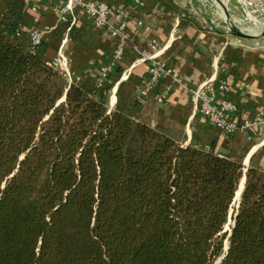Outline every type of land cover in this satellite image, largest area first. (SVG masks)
I'll use <instances>...</instances> for the list:
<instances>
[{
  "label": "trees",
  "instance_id": "16d2710c",
  "mask_svg": "<svg viewBox=\"0 0 264 264\" xmlns=\"http://www.w3.org/2000/svg\"><path fill=\"white\" fill-rule=\"evenodd\" d=\"M24 9L0 17V264H264V170L108 112L19 41Z\"/></svg>",
  "mask_w": 264,
  "mask_h": 264
},
{
  "label": "crops",
  "instance_id": "0c3cea01",
  "mask_svg": "<svg viewBox=\"0 0 264 264\" xmlns=\"http://www.w3.org/2000/svg\"><path fill=\"white\" fill-rule=\"evenodd\" d=\"M8 1L0 0V17ZM15 1L25 2L19 41L28 46L30 32H39L45 62L86 91L102 80L108 88V112L119 111L160 133H180L183 146L213 148L245 168L264 170V131L249 141L242 133H222L198 113L189 93L212 81L216 102L234 106L227 119L252 120L264 113L262 30L250 32L254 38L246 40L228 32L234 24L245 27L242 2L255 0H92L126 13L128 39L118 59H114L117 38L93 25L82 11H74L72 35L59 31L54 0ZM110 22L113 27L119 24L115 19ZM147 55L170 70L148 93L143 90L149 73ZM220 82L225 91L217 88Z\"/></svg>",
  "mask_w": 264,
  "mask_h": 264
},
{
  "label": "built area",
  "instance_id": "2783aa9c",
  "mask_svg": "<svg viewBox=\"0 0 264 264\" xmlns=\"http://www.w3.org/2000/svg\"><path fill=\"white\" fill-rule=\"evenodd\" d=\"M243 7L246 16L254 20V27L264 29V0H255L254 2H245ZM80 10L85 14L96 27H102L111 31L112 36L118 40L114 51V59H118L128 39L125 31L126 13L113 5L92 0H54L53 11L56 14L58 24H66V32H69L75 23L74 11ZM119 22L118 26L113 27L111 20ZM30 46L40 43V33L30 32ZM149 63V73L143 82V90L148 93L157 87L160 80L170 74L164 64L153 55H147ZM103 86L102 80L98 81L96 89ZM219 90L225 91L226 86L220 82L217 86ZM190 99L196 106L198 113L209 119L213 125L222 133L228 135L233 133H242L246 139L252 140L255 135H261L264 131V113L256 115L252 120H229L227 114L234 110V106L225 100L216 102L215 85L212 81H207L195 90H190ZM163 98V97H162Z\"/></svg>",
  "mask_w": 264,
  "mask_h": 264
},
{
  "label": "rangeland",
  "instance_id": "374dc122",
  "mask_svg": "<svg viewBox=\"0 0 264 264\" xmlns=\"http://www.w3.org/2000/svg\"><path fill=\"white\" fill-rule=\"evenodd\" d=\"M245 27H247V29H250V30H253V29H256V27H254V20L253 19H249V17L246 16V21H245ZM264 26V25H263ZM234 27L237 29V27H243V26H238V25H235L234 24ZM259 28V27H258ZM261 30V29H260ZM256 32H259V29L258 31H253L252 33H256ZM261 32V31H260ZM247 33H250V32H247ZM264 42V37L261 38L260 42ZM236 207V203L235 204H232L231 208H230V212H229V218H228V221L226 223V225L224 226L223 228V232L225 233H229L230 231V227L232 225V222H231V213L233 211V208ZM227 247V240L225 239L224 242H223V251L225 252V249ZM221 259V257L219 259H217V261L214 263V264H217L219 262V260Z\"/></svg>",
  "mask_w": 264,
  "mask_h": 264
},
{
  "label": "water",
  "instance_id": "95a60500",
  "mask_svg": "<svg viewBox=\"0 0 264 264\" xmlns=\"http://www.w3.org/2000/svg\"><path fill=\"white\" fill-rule=\"evenodd\" d=\"M228 32H229L230 36H232L234 38H238V39H245L246 40V39L254 38L253 36H251L249 34L248 35H243V34L237 33L233 29H231L230 27L228 28ZM260 35L264 36V29L260 32ZM241 183H242V188L239 190V186H238V188H237L238 195L236 196V193H237V191H236L235 194H234L233 201H232V204L236 203V207H238V205H239L240 195H241V192H242V189H243V184H244V178L240 181L239 185ZM226 250H227V247L225 249V252H226ZM222 258L223 257H221V259ZM220 260H219V262L217 264L220 263Z\"/></svg>",
  "mask_w": 264,
  "mask_h": 264
},
{
  "label": "bare ground",
  "instance_id": "6f19581e",
  "mask_svg": "<svg viewBox=\"0 0 264 264\" xmlns=\"http://www.w3.org/2000/svg\"><path fill=\"white\" fill-rule=\"evenodd\" d=\"M233 27V26H232ZM234 31L243 35H248L249 33L247 32H253V31H258V28L250 30L247 29V27H237V29L234 27ZM242 188V183L239 185V190ZM238 195V191L236 193V196Z\"/></svg>",
  "mask_w": 264,
  "mask_h": 264
}]
</instances>
